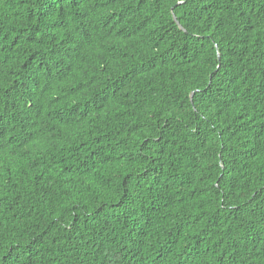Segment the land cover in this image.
I'll return each mask as SVG.
<instances>
[{"label": "trees", "instance_id": "trees-1", "mask_svg": "<svg viewBox=\"0 0 264 264\" xmlns=\"http://www.w3.org/2000/svg\"><path fill=\"white\" fill-rule=\"evenodd\" d=\"M0 264H264V0H0Z\"/></svg>", "mask_w": 264, "mask_h": 264}, {"label": "water", "instance_id": "water-1", "mask_svg": "<svg viewBox=\"0 0 264 264\" xmlns=\"http://www.w3.org/2000/svg\"><path fill=\"white\" fill-rule=\"evenodd\" d=\"M172 17H173L174 21L176 22V24L179 26V28L184 30V28L180 25V23L178 22V20L176 19L175 15L173 13H172Z\"/></svg>", "mask_w": 264, "mask_h": 264}]
</instances>
